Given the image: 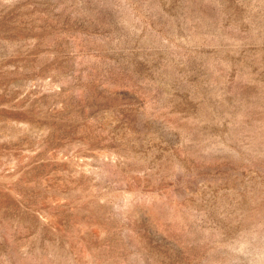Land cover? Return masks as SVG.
Listing matches in <instances>:
<instances>
[{
    "label": "rangeland",
    "instance_id": "374dc122",
    "mask_svg": "<svg viewBox=\"0 0 264 264\" xmlns=\"http://www.w3.org/2000/svg\"><path fill=\"white\" fill-rule=\"evenodd\" d=\"M0 264H264V0H0Z\"/></svg>",
    "mask_w": 264,
    "mask_h": 264
}]
</instances>
